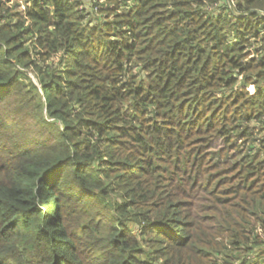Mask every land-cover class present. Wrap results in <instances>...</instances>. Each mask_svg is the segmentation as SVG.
I'll use <instances>...</instances> for the list:
<instances>
[{"label":"trees","instance_id":"16d2710c","mask_svg":"<svg viewBox=\"0 0 264 264\" xmlns=\"http://www.w3.org/2000/svg\"><path fill=\"white\" fill-rule=\"evenodd\" d=\"M7 101L0 264H264V0H0Z\"/></svg>","mask_w":264,"mask_h":264},{"label":"rangeland","instance_id":"374dc122","mask_svg":"<svg viewBox=\"0 0 264 264\" xmlns=\"http://www.w3.org/2000/svg\"><path fill=\"white\" fill-rule=\"evenodd\" d=\"M251 90V86L249 87ZM9 104L10 102H4L0 108L3 112H6L9 114V117L11 119L12 124L15 123V129L16 130H11V133L13 136H16L18 138H31L35 134H38L40 130L43 129V126H41L38 121L35 118H30L29 116L26 115H19V113H11L9 110ZM10 122V124H11ZM22 126V127H21ZM21 127V129H18ZM235 154V153H234ZM236 157H239L240 154L236 153ZM46 210H49L50 208H45ZM65 220L69 225H77L79 223L80 218L79 215L76 211H69L67 215L65 216Z\"/></svg>","mask_w":264,"mask_h":264}]
</instances>
